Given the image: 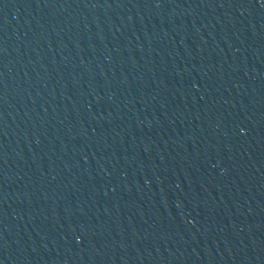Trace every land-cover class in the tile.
<instances>
[{
	"label": "water",
	"instance_id": "obj_1",
	"mask_svg": "<svg viewBox=\"0 0 264 264\" xmlns=\"http://www.w3.org/2000/svg\"><path fill=\"white\" fill-rule=\"evenodd\" d=\"M0 264H264V0H0Z\"/></svg>",
	"mask_w": 264,
	"mask_h": 264
}]
</instances>
